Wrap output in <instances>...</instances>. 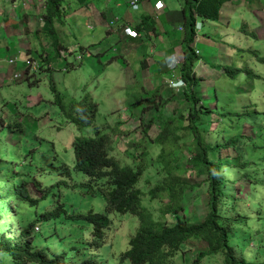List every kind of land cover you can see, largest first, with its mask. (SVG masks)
<instances>
[{"label":"trees","instance_id":"obj_1","mask_svg":"<svg viewBox=\"0 0 264 264\" xmlns=\"http://www.w3.org/2000/svg\"><path fill=\"white\" fill-rule=\"evenodd\" d=\"M176 4L181 19L175 22L179 23L184 35L174 55L179 61L178 73L186 83L181 92L183 98H179V108L168 116L161 105L162 86L158 85L154 90L159 95L152 101L148 99L149 105L142 106L141 114L129 116V111V117H124L126 123L135 117L142 127L132 126L131 122V127L117 128L115 122L110 128H104L97 121L99 103L87 96L67 101L59 85H55L53 74L60 73L61 78L67 80L81 65L84 68L87 53V45H81V53H77L64 40L66 35L60 29L68 21L64 0L44 1L41 23L48 25L46 30H42L41 25L29 30L28 23L14 22V27L33 36L37 46L36 50L31 44L23 47L29 59L26 67L32 62L36 66L22 69L19 81L38 85L48 78L58 111L79 129L91 127V130H83L74 137L71 144L73 162L61 160L56 165L55 175L59 182L49 186L37 181L35 194L14 181L15 171L11 174L7 171L5 180L2 179L5 185L0 188V225L6 222L0 226V264H98L95 258L88 256L85 245L67 248L59 243L57 247L50 241L51 235L34 231L35 225L42 221L66 220L69 216L62 193L55 191L62 185L79 188L103 202L99 211L92 206L86 214L80 215L90 225L93 252L105 244L107 232L116 229L114 213L126 218L134 216L138 220L136 228L133 220L129 223L132 235L127 237L126 249L120 255L121 260H129L132 264H175L178 258H183L184 264H203L202 257L219 253L224 257L221 264L264 262L261 246L248 245L241 240L239 230L232 225L235 220L228 215L241 203L239 178L250 182L251 186L255 181L251 172L242 173V170L252 164L251 154L264 149V142L256 141L257 137L264 136V68L261 66H264V36L257 32L264 28V0H177ZM235 7H239V13L246 11L254 19L252 24L250 19L237 20L239 45H243L242 38L246 39L252 45L247 49L250 56L244 58L245 49L240 46V52H235L234 45L230 44L229 62L215 63L214 59L206 62L196 49L198 33L201 31L205 36L208 22L212 26L232 24L234 18L229 14L235 13ZM154 19L150 14H142L131 27L145 38L147 32L158 35ZM161 19L165 24L170 20L165 16ZM257 22L260 28H253ZM44 43L48 44L47 50L42 49L46 46ZM114 56L111 54L109 61L100 63V77L105 76L104 65L109 66ZM145 58L146 55L142 65L146 63ZM249 58L253 63H249ZM18 66L20 68V61ZM14 72H18L16 68ZM210 80L213 82L208 83ZM216 80L225 83L229 80V88L219 89ZM143 101L131 104L142 105ZM145 110H153L156 116L149 120L144 118V122L141 118ZM6 120L1 114L0 131L4 126L11 130L13 124ZM249 125L251 133H246L245 127ZM124 144L128 148L133 146L131 155L121 154ZM154 148L159 149L156 155ZM2 156L3 148L0 161ZM55 159L58 161L57 156ZM202 175L206 176L205 180L198 181ZM12 190L17 207L21 208L24 202L32 215L25 216L23 209L16 210L12 206ZM189 193L196 195L186 201ZM222 193L230 198L228 212L223 211ZM5 197L9 200L7 205L3 204ZM41 202L44 204L40 205ZM23 217H27L28 224L18 232L12 225L13 219L19 222ZM123 217L119 220L121 224ZM247 220L243 217L238 224ZM236 238L238 242L234 245ZM199 241L206 244V251L194 259L189 254L191 250L185 253L187 243ZM251 249L257 252L246 255Z\"/></svg>","mask_w":264,"mask_h":264},{"label":"rangeland","instance_id":"obj_2","mask_svg":"<svg viewBox=\"0 0 264 264\" xmlns=\"http://www.w3.org/2000/svg\"><path fill=\"white\" fill-rule=\"evenodd\" d=\"M41 1L43 0H0V115L2 114L7 119L6 121H11L13 124L11 130L4 126L0 131V149L3 147L4 152L0 161V188L5 185V181L2 179L5 180L7 171L9 170L10 174L15 171L13 173L14 181L20 184L22 189L27 188L31 194H35L37 181L49 186L59 182L58 176L55 175L56 165L61 160L72 163L74 156L71 144L74 137L83 130H91V127L79 129L77 125L70 123L68 118L58 111L59 107L54 102L55 97L50 90L48 78L41 80L38 85H29L25 81H19V78L15 79V68L20 74L22 69L36 66L32 62L26 67L25 62L29 59L27 58L28 53L23 50V47L31 44L36 50L37 46L32 39L33 36L31 34L28 36L27 33L14 27V22L28 23L29 30H34L36 26L40 25L42 30L48 29L47 24L41 23L44 20V6H42ZM133 1L137 0H64V5L67 7L65 15L68 20L64 27H60L66 35L64 40L77 53H81V45H87V53L84 57V68L81 65L77 72L65 81L61 78L60 73L55 72L52 80L56 83L55 85H59L62 94L67 96L65 99L67 101L79 100L83 96L84 98L87 96L99 103L100 115H98L97 121L99 124H103L104 128H110L109 125L111 126L115 122L117 128L131 127V122L132 126L140 125L142 127V124L136 123L135 117L128 123L124 121L126 119L124 117L128 118L131 114H141L142 106L148 107L149 105L148 99L152 101L154 97L159 95L154 90L158 85L162 86L161 105L166 109L165 112L168 116L179 108V98H183L182 91H175L169 84L170 79H176L180 76L178 73L179 65L176 62L178 60L174 56V48L182 43L184 35L179 23L175 22L178 21L176 16L179 15L177 0H138L137 6L133 5ZM257 6L255 5L256 8ZM246 8L248 7H245L244 10H247ZM238 9L239 7H235V13L229 14L234 18L232 24L225 23L224 26H212L208 22L205 28V36L203 37L201 31L198 33L196 49L206 62H212L211 59H214L215 63L229 62L231 59L229 58L230 44L234 45L235 52H240L238 51L240 46L245 49L244 58L250 56L247 49L252 45L243 38L241 39L243 45H239L237 20L239 18L246 21L250 19L249 22L252 24L254 19L249 14L247 15L246 11L239 13ZM142 14L154 16V20L157 22L158 35L153 31L147 32L146 40H143V37L131 36L130 31L126 30V28L133 26ZM162 16L170 19L168 23L165 24L162 21ZM57 26L59 27V25ZM258 26L259 23L257 22L253 28ZM257 32L264 36V28L258 29ZM23 34L25 37L21 36ZM19 36H21L20 41H18ZM44 44L46 46L42 49L47 50L48 44ZM99 52L100 55L98 56ZM121 53L124 55H120ZM49 54L52 56L51 52ZM111 54H115L112 58L113 61L109 66L104 65L105 76L100 77V63L109 61ZM145 55L146 63L142 65ZM11 57L17 58L16 62L13 63L14 65L9 63ZM237 57L238 54L233 56V61H236ZM248 60L250 64L253 63L251 58ZM19 61L20 68L18 66ZM143 66L147 67L143 68ZM261 66L264 68L263 64ZM212 82L210 80L208 83ZM215 84L219 89L225 90L229 88L230 81L227 80L225 83L216 80ZM141 99L144 100L142 105L131 104L133 101ZM129 111L131 113L128 116ZM155 114L153 110H145L141 120L144 121V118L149 120L156 116ZM18 124L21 126L18 127ZM251 130L250 125L245 127L246 133H251ZM44 138L47 142L41 141ZM256 141L264 142V136L257 137ZM122 146H125L120 150L124 156L133 153V146L132 148L131 146L126 147L125 144ZM153 151L156 155L159 149L157 151L154 148ZM260 155L261 159L253 154V159H259L261 166L258 163H252V174L255 181L250 187L249 193L246 188L242 194L244 198H248L251 211L257 213L252 218L250 232V229L245 228L250 225V220L244 223L243 228H239L241 240L251 238L252 234L256 244L264 243V149L260 150ZM55 156L58 157V161H56ZM205 178L206 176L202 175L197 180L203 181ZM193 179L191 180L193 181ZM144 182L143 178L142 185ZM198 190L200 191L201 188ZM55 191L62 193L69 216L66 220L61 218L52 220V223L57 222L55 234L50 231L52 229L51 223L42 221V225L38 224L40 231L43 230L41 234H47L50 231L53 236L50 241L63 244L66 242L69 248L85 245L88 256L95 258L98 264H132L129 260H121L120 255L126 249L127 237L132 235L129 223L133 220L134 228L138 225V220L134 216L126 218L123 215L119 216L113 213L114 223L117 224L115 225V227L117 226L116 229H110L106 234L105 244L97 252H93L90 247V225L80 215L86 214L92 206L96 211H99L103 207V202L98 196L92 197L79 188L62 185L60 188L56 187ZM11 193L12 206L16 207V210L23 209L25 216L32 215L24 202L20 205L21 208L17 207V201H13L15 198L13 190ZM249 194L253 199L254 206L251 205L252 201ZM195 195L189 193L186 201ZM8 201V198L5 197L3 204L7 205ZM43 204L44 202H41L40 205ZM260 209L263 210L262 218L258 219ZM229 210V204L226 203L223 211L228 212ZM247 214L249 215V213ZM71 215L75 216L72 217ZM120 217H123L122 224L119 221L121 220ZM26 218L19 219V222L13 219L12 225L18 228V232H22L23 228L27 226L28 220ZM5 224L6 222H2L0 226L3 227ZM237 242L238 239L236 238L234 245ZM187 246L188 249L185 253L191 250L192 252L189 254L194 259L200 253L205 252L207 247L201 241L188 242ZM58 249H61V246ZM256 252L251 249L245 254L250 255ZM261 257L264 258V252ZM202 258L201 261L206 264L209 261L213 264H221L223 261L222 254ZM175 264H184L183 258H178Z\"/></svg>","mask_w":264,"mask_h":264},{"label":"clouds","instance_id":"obj_3","mask_svg":"<svg viewBox=\"0 0 264 264\" xmlns=\"http://www.w3.org/2000/svg\"><path fill=\"white\" fill-rule=\"evenodd\" d=\"M44 1L45 0H43V1H41L43 4H44ZM135 3V1H133V4ZM137 4V3H136ZM126 30H127V28H126ZM133 30V28L132 27H129V31H132ZM128 31V30H127ZM134 31V30H133ZM131 35V34H130ZM131 36H135V35H131ZM135 37H138V38H140V37H143V38H145L144 36H141L140 34H138V36H135ZM142 38V39H143ZM144 40V39H143ZM179 46V45H178ZM174 51H175V49H174ZM175 56V55H174ZM176 58V57H175ZM11 60H13V62H11ZM16 60H17V58L16 57H11L10 58V60H9V63L10 64H13L14 62H16ZM176 60H178V59H176ZM177 63H179V61H176ZM19 72H16L15 74H16V77H15V79H17V78H19V76H20V74H18ZM178 79H181L182 80V82H183V84L181 85V87H179V88H176V87H173L172 86V88L176 91H183V89L185 88V86H186V83H185V81L183 80V78H181V76H179L178 78H176V79H174V78H172V79H170L169 80V84L171 85V81H178ZM3 147H1V149H2ZM1 149H0V151H1ZM261 150V149H260ZM260 150H259V152L256 154L257 155V157L259 158V159H261L262 157H261V155H260ZM251 160H252V163H258L259 164V166H261V164L259 163V159L258 160H256V159H253V154H251ZM246 171H249V172H253V169H252V164L249 166V167H247V168H245V169H243L242 170V173H244V172H246ZM238 175H241V173H237ZM240 180H241V189H240V191L238 192V195H240L241 196V203H240V205L239 206H237V209H236V207L234 208V210L229 214V217L231 216L235 221H234V223H232V225L234 226V228H237L238 230H239V228H243V225H244V223L246 222H244V223H240V224H238V225H236L237 224V222H239V220H243V217L245 218H247L248 220H250V225H248L247 227H245V228H247V229H250L249 230V232L251 231V224H252V218L256 215V211H251V208H250V202L249 201H247V199L248 198H244V196L242 195L243 194V191H244V189H248V193H249V190H250V187H251V183L250 182H246L244 179H242V178H239ZM236 180H237V178H236ZM236 180H235V183H236ZM222 188H223V190L225 191V185H223L222 186ZM237 188H239L238 186H237ZM249 197L251 198V196H250V194H249ZM226 198V200H224ZM251 201H252V203H251V205H253V199L251 198ZM221 203H222V206L223 207H225V205H226V203H230V198H228L227 197V195H226V193H222V195H221ZM234 204H236V203H234ZM254 206V205H253ZM260 207H262V205H260ZM255 208V207H254ZM262 212H263V210L262 209H260V211H258V213H259V215H258V219H261L262 218ZM247 213H249V215L247 214ZM50 223H51V226H52V229L50 230L51 232H53V234H55V229L57 228V223H52V220H50L49 221ZM49 222H47V223H49ZM39 225L41 224L42 225V223H38ZM38 224H36L35 225V227H34V231H36V232H39V233H42V231L43 230H41L40 231V227L38 226ZM54 229V230H53ZM50 231L46 234V235H51L50 234ZM240 231V230H239ZM41 235H45V234H41ZM51 237H53L52 235H51ZM50 237V238H51ZM56 244H57V247L59 246V243L58 242H56V241H54ZM53 242V243H54ZM245 242L246 243H249L248 245H259V246H261V248H262V250H263V252H264V243H260V244H256L255 243V240L253 239V237H252V234H251V238H246L245 239ZM65 245H67L66 244V242H65ZM72 247H74V246H72ZM71 247V248H72ZM251 247H253V246H251ZM67 248H68V245H67ZM220 254V253H219ZM224 258V257H223ZM262 258V257H261ZM264 258H262L261 260H263ZM264 264V263H262V262H252V264Z\"/></svg>","mask_w":264,"mask_h":264},{"label":"built area","instance_id":"obj_4","mask_svg":"<svg viewBox=\"0 0 264 264\" xmlns=\"http://www.w3.org/2000/svg\"><path fill=\"white\" fill-rule=\"evenodd\" d=\"M134 6H137V4L136 3H134L133 4ZM42 6H44V4L42 3ZM45 7V6H44ZM127 30L129 31V28H127ZM133 33V34H132ZM130 34L131 35H135V36H138V33H136L135 31H130ZM11 62H13V60H11ZM183 84V82H182V80L181 79H178V81L176 82V81H171V85L173 86V87H176V88H179V87H181V85Z\"/></svg>","mask_w":264,"mask_h":264},{"label":"crops","instance_id":"obj_5","mask_svg":"<svg viewBox=\"0 0 264 264\" xmlns=\"http://www.w3.org/2000/svg\"><path fill=\"white\" fill-rule=\"evenodd\" d=\"M28 18H29V17H28ZM176 18H177L178 20L181 19V17H179V15H178V17L176 16ZM179 46H180V45H179ZM179 46H176L174 49L178 48Z\"/></svg>","mask_w":264,"mask_h":264}]
</instances>
